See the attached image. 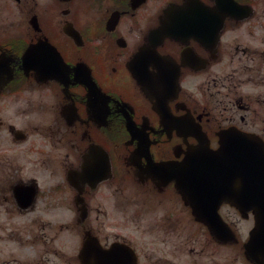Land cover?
Returning <instances> with one entry per match:
<instances>
[{"label":"flooded vegetation","instance_id":"obj_1","mask_svg":"<svg viewBox=\"0 0 264 264\" xmlns=\"http://www.w3.org/2000/svg\"><path fill=\"white\" fill-rule=\"evenodd\" d=\"M238 134L264 145V0H0V264L264 263V194L184 162Z\"/></svg>","mask_w":264,"mask_h":264},{"label":"water","instance_id":"obj_2","mask_svg":"<svg viewBox=\"0 0 264 264\" xmlns=\"http://www.w3.org/2000/svg\"><path fill=\"white\" fill-rule=\"evenodd\" d=\"M246 140V139H244ZM243 144H226L222 143L217 151H208L201 149L202 153H211L210 155L204 156L201 159L197 158L200 148L189 151L185 162L189 164V168H202L211 169L215 171V176L222 179V183L227 186L230 180L236 177L239 178H250L251 183L254 186L264 185V153L258 149V146L252 143H247L240 140ZM251 189L249 192L253 193L255 197L253 200L258 199V188ZM243 188L236 192L235 189L229 188V194L241 195ZM223 192L227 193L226 189ZM240 200V197H239ZM104 251L95 245L85 243L83 255H89L92 253L98 254ZM252 257L259 261L258 255L252 254Z\"/></svg>","mask_w":264,"mask_h":264},{"label":"rangeland","instance_id":"obj_3","mask_svg":"<svg viewBox=\"0 0 264 264\" xmlns=\"http://www.w3.org/2000/svg\"><path fill=\"white\" fill-rule=\"evenodd\" d=\"M17 100H19V99H17ZM11 104H16V102L13 101V102H11ZM10 113H12V112H10ZM3 141H4V139H0V147H1V144L3 143Z\"/></svg>","mask_w":264,"mask_h":264}]
</instances>
